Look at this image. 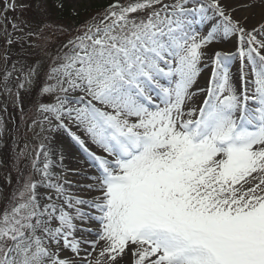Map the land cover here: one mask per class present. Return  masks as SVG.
<instances>
[{
    "label": "snow or ice",
    "instance_id": "snow-or-ice-1",
    "mask_svg": "<svg viewBox=\"0 0 264 264\" xmlns=\"http://www.w3.org/2000/svg\"><path fill=\"white\" fill-rule=\"evenodd\" d=\"M186 3H113L69 34L48 73L55 84L41 89L64 95L40 104L41 130L54 119L52 130H63L87 154L96 172L87 187L97 195L66 193L51 171V149L40 145L33 168L41 179L29 177L0 214V264H78L74 257L79 264H118L126 255L131 264H264V38L257 39L264 23L249 31L221 0L194 9ZM209 10L220 20L200 35L188 16L203 24ZM236 34L238 56L254 75L253 94L230 82V57L222 52L215 53L209 87L193 90L204 49L218 35ZM200 93L206 95L199 107H188ZM75 220L98 222L96 239L77 238ZM101 241L94 259L92 252L80 255ZM65 250L73 256L61 257Z\"/></svg>",
    "mask_w": 264,
    "mask_h": 264
},
{
    "label": "rangeland",
    "instance_id": "rangeland-1",
    "mask_svg": "<svg viewBox=\"0 0 264 264\" xmlns=\"http://www.w3.org/2000/svg\"><path fill=\"white\" fill-rule=\"evenodd\" d=\"M72 11L85 10V13L81 16L83 20L82 24H86L92 21L93 17H99L102 15L110 4L117 3L109 1L106 3L105 7L100 10H89V3H93L96 0H65ZM136 0H119L118 3L127 6L131 3H135ZM165 4H174L178 0H163ZM207 0H188V3L184 5L187 9H194L199 6L200 3H206ZM256 3L255 0H221V4L224 6L227 14H230L234 20H237L249 31L253 28H259L262 23H264V16L261 19L256 18V15L260 12L264 13V1L262 4V11H259L256 6H252ZM14 5V8L9 7V5ZM87 6V7H86ZM159 7V6H157ZM146 12H138L133 15L143 17ZM209 20L205 21V24L199 22L198 15L190 14L188 19L193 21L192 29L199 32L200 35H206L211 29L212 25L216 24L220 18L215 15L211 10L207 12ZM53 18L52 15L48 14L46 9L45 0H0V121L3 125V135L0 139L3 142L12 141L11 137L17 135L18 131L16 126L19 127L20 131L23 130L25 134L20 135L23 139L26 138L29 144H22L19 140L17 143H21V149L16 151V161L17 167L6 159L0 158V173H8L5 175L3 180L0 179V214L8 210L13 203H15L19 198V193L23 190V185L26 180L31 177L35 181H39L41 176L33 168V161L36 160L37 152H40V145H44L43 142L45 136H54L60 130L53 131L55 127V120L53 119L52 124L49 125L47 122L43 124V131L41 130L40 121H42L39 111L40 104H45L46 101L43 100L44 97L38 98L37 87L41 89L46 84H55L54 80H48V73L51 70L54 58L57 56L58 52L61 50L67 39H58L55 41L53 36L47 35L48 22ZM53 20H51V23ZM72 22V21H70ZM13 25L16 27L13 28ZM4 28V31L1 29ZM70 25H67V29H70ZM32 35H29V34ZM43 33V37L41 36ZM1 37L3 38L1 40ZM11 38L12 43L8 44L6 38ZM238 34L230 35L227 39H223L222 35H218L212 44L204 49L206 55L202 58L201 64L199 65L202 69L200 76L193 87L196 89H207L209 87V82L211 80V74L213 71L215 53L216 52H226L229 54L230 59L226 62L230 74V82L237 88L238 92H242L244 87L247 86L249 89L248 93L251 95L254 92V75L252 73L251 65L246 61L243 62L238 56ZM264 38L257 35V39ZM238 45L234 52H228L229 49L234 48ZM66 51V49H65ZM243 67V72L241 68ZM34 70V72H33ZM244 77L242 80L241 77ZM29 78L31 83H26L25 78ZM24 83V87L20 88L19 85ZM34 89L37 93V97L31 100L27 99V104L29 105L27 109H22L17 105L13 104V99H9V96L13 95V98L17 100H22L25 97L26 90ZM18 93V95H17ZM54 95H64L63 93L57 92ZM70 97H75L80 95L79 92L72 93L69 92ZM206 93H200L193 98L194 103L187 105L188 107H199L200 102L205 98ZM49 102L46 104L55 103V96L53 98H48ZM99 106V105H98ZM11 111L20 114L22 117L11 115ZM46 115V114H43ZM16 118L15 121L12 118ZM37 123H33V121ZM16 125V126H14ZM10 128L13 129L14 133L11 135L9 133ZM48 140H46L47 142ZM71 142V141H69ZM75 148L72 143H69L68 148ZM76 151V150H75ZM75 151L74 155L66 154L62 152V147H59V156L61 160L56 168L58 174L64 177L75 164ZM101 152L100 149H97ZM22 153V154H21ZM66 154V155H65ZM40 158V157H39ZM65 158V159H64ZM83 158L87 161V155H83ZM89 161V159H88ZM37 167L38 162H37ZM91 172L95 170L92 168L90 161L87 165ZM96 174V172H95ZM70 176H78L83 178V184L81 189L77 190L78 186L75 184V180ZM1 177V174H0ZM91 177V176H90ZM89 176L84 174L82 169L80 173L72 174L69 173L68 177L65 179H60L57 181L62 184L66 193L73 196H78L81 198L91 199L97 193L88 189V185L94 184L95 181L90 179ZM38 193L44 194L46 192H52L50 189H45L43 187H38ZM82 210L89 211L86 205H79ZM70 212L74 210L69 209ZM74 223L77 225V230L74 235L77 238H83L86 240H95V230L99 228V224L96 221H84L75 220ZM98 227V228H94ZM82 228H91L93 232L85 233L81 231ZM103 246L101 241L97 244L96 250L92 251L90 246H84V251L81 252V256L85 255V252H92V259H94L100 248ZM61 257H70L73 254L70 250H65L60 253ZM78 264L80 257H74ZM119 260V258H118Z\"/></svg>",
    "mask_w": 264,
    "mask_h": 264
},
{
    "label": "bare ground",
    "instance_id": "bare-ground-1",
    "mask_svg": "<svg viewBox=\"0 0 264 264\" xmlns=\"http://www.w3.org/2000/svg\"><path fill=\"white\" fill-rule=\"evenodd\" d=\"M263 1L264 0H255L256 3H253L252 6L255 5L259 11H262ZM263 16H264V13L260 12L259 14L256 15V18L258 20V19H261ZM235 49H236L235 47L231 48V49H229L231 51H228V52H233ZM43 116H44L43 114L40 115L42 120H43ZM55 123H56V121H55ZM83 136H84V134H83ZM84 139L87 141L86 136H84ZM46 140H48V141L46 142ZM64 140H65V136L63 134V130H60V132H58V133L56 132L54 134V136H45L44 140H43V142H45V144H44L45 149L44 150L47 151V150L51 149L50 157L53 161V166L51 168V171L55 175L57 173L56 168L60 162L59 147L60 146L64 147ZM91 145H93V144H91ZM43 161H44V156H43V153L41 152L40 158L38 161L39 167H42ZM86 165H87V161L84 158H82V156L76 157L75 158V167L72 169L71 175L75 174V173H79L81 171V169H83L85 171V173H87L88 175L94 176V173H91L90 171L85 170ZM72 178L75 180V182H76L75 184L78 186L77 190L81 189V186L83 184V178L78 177V176H70V179H72ZM82 222H84V221H81V223ZM94 228H98V227H94ZM118 264H131V257L129 255H126L124 257L123 261L118 260Z\"/></svg>",
    "mask_w": 264,
    "mask_h": 264
},
{
    "label": "trees",
    "instance_id": "trees-1",
    "mask_svg": "<svg viewBox=\"0 0 264 264\" xmlns=\"http://www.w3.org/2000/svg\"><path fill=\"white\" fill-rule=\"evenodd\" d=\"M48 2H49L48 3L49 6L47 5V8H48L50 14L53 15V19H56L58 21V23L62 22L63 20L67 21V19L78 20L82 16L81 14L85 13L82 10L80 12H76V13L72 12L70 7L63 0H48ZM106 3H107L106 0L94 1L92 4L89 5V8H87V9H90V10L93 9L94 10L100 6L101 7L104 6ZM76 25H78V22H75L74 26H76ZM74 26H73V29L71 31H68V32L64 31L63 34L61 33V30L63 28H53L52 31L55 32V34L58 37H61V36L68 37L69 34H72L73 32H75L76 27H74Z\"/></svg>",
    "mask_w": 264,
    "mask_h": 264
}]
</instances>
